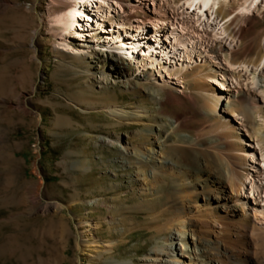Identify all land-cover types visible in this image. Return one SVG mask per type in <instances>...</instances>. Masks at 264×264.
Here are the masks:
<instances>
[{
    "label": "rangeland",
    "instance_id": "obj_1",
    "mask_svg": "<svg viewBox=\"0 0 264 264\" xmlns=\"http://www.w3.org/2000/svg\"><path fill=\"white\" fill-rule=\"evenodd\" d=\"M114 1L122 3L121 16L128 22H142L147 17L152 22L161 17L172 22L182 19L176 17L175 11L181 0L159 2L157 10L150 0L132 1V4ZM233 1L240 0H228L231 16L216 17L223 30L220 38L215 42L204 33H201L203 38L201 34H194L192 56L187 53L172 58L167 70L183 66L193 70L210 64L214 71L229 78L226 89L220 88L213 79L207 80L219 89L224 102L250 93L264 108V94H261L264 83L255 86L251 80L264 39V12L234 11ZM49 7L50 0H0V264H147L144 259L151 250L174 235L167 231L166 225L174 216L175 202L171 204L166 195L170 194L175 180L157 174L153 185L148 184L151 190L142 192L147 184L134 181L137 169L117 163L119 148L110 147L102 138L139 147L151 137L146 138L136 131L162 125L164 130L173 132L171 138L175 144H181L180 140L187 144L193 140L196 151L208 148L217 154L222 137L224 142L234 140H227L230 132L218 133L212 122L197 113V106L165 104L170 95H192V81L184 82L180 76L169 75L166 70L162 80L159 73L150 76L151 68L139 74L124 56L116 55L129 76V86L130 83L126 84L125 79L115 74L111 53L97 46L95 35L91 42H83L96 46L91 56L84 48H81L84 52L81 60L71 51L61 50L57 47L56 35L44 20ZM237 17H245L246 21L230 28ZM109 26L108 31H111ZM232 29L246 30L245 37L234 38ZM166 35L163 30L162 38ZM153 40H149L152 46ZM200 40L203 44L197 45ZM78 43L79 40L72 39V45ZM95 53L98 59H94ZM197 99L203 103L201 97ZM140 106H147L153 112L152 117L146 119V126L116 121L107 112L112 107L135 110ZM226 110L224 106L220 116L233 122L242 144L257 158L256 142L250 135L251 125L242 115L235 117ZM187 112H190L189 121L178 130L175 117ZM259 116L257 121L264 124V110ZM182 148L188 153L192 150L189 146ZM191 162L174 161L181 170L186 164H193ZM245 170L263 189L260 195H250L246 186L240 196L247 216L253 219L257 216L256 223L264 228V176L259 180L260 173L251 165ZM153 186L158 188L154 195ZM228 192L231 194V189ZM93 199L100 204H92ZM53 201L60 204L58 209L46 206ZM105 204L115 207L109 212ZM80 222L99 224L100 227L93 230L96 240L117 241L114 253L96 260L91 257L96 254L91 250L81 252L77 245L82 231L78 229Z\"/></svg>",
    "mask_w": 264,
    "mask_h": 264
},
{
    "label": "bare ground",
    "instance_id": "obj_2",
    "mask_svg": "<svg viewBox=\"0 0 264 264\" xmlns=\"http://www.w3.org/2000/svg\"><path fill=\"white\" fill-rule=\"evenodd\" d=\"M132 1L137 3L140 0H122L121 2L132 4ZM150 1L156 6L155 10L159 7V2L163 4L165 2V0ZM180 2V7H177L175 11L177 12L176 17L181 16L182 19L179 20L175 17V22L170 19L163 20L162 17L153 22L148 17L142 22H128L125 17L121 16L122 3L114 0H50V7L44 20L58 39L57 47L63 51H71L72 55L80 60L84 57L81 48H84L90 56L96 51L95 45L83 43L91 42L92 35H95L97 46H102L104 52L111 53V67L116 75L126 80V84L130 83L129 76L123 70L124 66H121L116 55L124 56L129 61V66L134 65L139 74L151 68L153 72L150 73V76H153V73H159L162 80H164V70H166L169 75L180 76L179 79L184 82L192 81L190 83L192 95L185 97L170 95L165 104L178 107L197 106V113L207 122H212L218 133L230 132L231 135L227 140H234L228 143L224 142L225 139L222 137L218 153L221 155L220 157L215 150L208 148H200L196 151L193 148V140L188 144L183 140L179 141L181 144H175L176 142L171 138L172 131L164 130L165 127L162 125L136 131L145 134L146 138L151 137L139 147L121 144L120 141L111 138H102L104 143L110 147L119 148L120 157L117 163L125 168L137 169V178L134 181L147 184V189L142 192L151 190L152 187L148 184L154 182L157 174H163L175 180L170 187V194L166 195L171 204L175 202L174 216L170 217L171 219L166 225L167 231L174 235L170 234L171 237L166 238L168 240L165 244H157L144 261L147 264H264V228L256 223L259 219L257 216L255 219L247 216L245 204L240 196L246 186L249 187L250 195L255 193L260 195V191L263 189L261 185H258L259 183L257 184L252 179L251 173L246 171L245 167L251 165L253 170L260 173L259 180L263 179L264 124L263 122L259 123L257 119L260 118L259 115L261 112L263 113L264 108L250 93L242 92L243 95L235 99L232 98L227 103L224 102L219 89H216L210 84L211 81L209 80V83L207 80L213 79L220 88L226 89L229 78L223 73L214 71L210 64H202L193 70H190L188 66H183L178 70L174 68L171 71L167 70L172 58L181 57L187 53L189 56L193 53L194 34L204 33L213 40L217 39L222 35L223 30L216 22V17L227 18L233 14L228 11L231 7L228 0H181ZM232 3H234L232 6L234 11L237 9L244 14L264 12V0H240V2L233 1ZM161 7L163 8V6ZM131 8L135 9L136 7L131 6ZM179 11L181 12L179 13ZM245 17H237L233 20L230 28L240 21H246ZM107 25H110L111 31H108ZM163 30H166L167 34L165 39L161 36ZM148 32L151 34L150 38L147 37ZM245 32L244 29L238 32L233 30L232 36L242 39L246 35ZM200 36L202 37V34ZM151 38L154 39V46L150 45ZM72 39L79 40L80 43L74 46ZM204 41H206L205 37ZM202 44V40L197 42V45ZM221 49L220 45L219 51ZM188 50L190 51L187 52ZM259 50L258 60L255 64L257 70L251 79L255 86L259 82L264 83V80L261 81L264 78L261 76V74L264 75V39ZM93 55L94 59H98L97 53ZM105 80L113 81L112 78H105ZM144 88L139 87V89ZM261 94H264V90ZM196 95L203 99L202 104L199 103ZM222 106L226 107L230 115L235 117L242 115L247 119L251 125L250 135L256 142L254 148L258 154L257 158L248 153V148L242 144V138L238 136L233 122L226 121L220 116ZM107 112L116 121H126L130 125L137 126H146V119L151 118L153 113L147 106H140L135 110L112 107ZM189 113L177 114L175 117L178 130L187 125ZM169 142H171V146H168ZM186 146L192 149L191 152L188 153L182 148ZM183 159L192 161L193 164H186L181 170L174 161ZM155 187L152 189V195L158 193V188L155 189ZM228 189H231V194ZM91 203L99 202L94 200ZM73 204L76 205V203ZM59 205L54 201L46 204L48 208L55 209H58ZM105 206L109 212L115 207L106 204ZM99 227V224L92 225L90 222H80L78 227L80 231L82 230L79 232L78 248L83 253L88 250L96 253L91 256L96 260L101 259L104 255L113 254L119 244L117 241L102 243L96 240L93 230Z\"/></svg>",
    "mask_w": 264,
    "mask_h": 264
}]
</instances>
